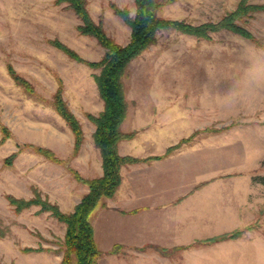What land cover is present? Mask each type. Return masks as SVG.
Returning a JSON list of instances; mask_svg holds the SVG:
<instances>
[{
	"label": "rangeland",
	"instance_id": "obj_1",
	"mask_svg": "<svg viewBox=\"0 0 264 264\" xmlns=\"http://www.w3.org/2000/svg\"><path fill=\"white\" fill-rule=\"evenodd\" d=\"M240 1L161 0L158 14L192 25L217 24ZM115 6L136 10L135 0H88L93 20L116 42L127 44L131 27ZM237 22L253 38L225 28L210 30V38L163 29L156 42L129 63L123 75L128 112L121 129L131 137L121 140L119 151L145 158L173 147L161 159L125 165L129 178L139 177L142 184L146 179L157 194L172 199L160 213L177 243L154 245L171 248L254 227L237 239L168 255L149 244L122 245L112 254L103 250L122 236L130 235L133 241L141 236L125 233L137 225V215L122 212V205L108 200L104 211L118 216L98 219L101 264L111 256L138 261L132 264H264V185L253 180L264 173V10ZM80 24L65 2L0 0V264H62L66 223L41 202L19 209L11 197L40 198L72 212L76 206L71 211L62 206L78 187L88 186L73 170L92 178L101 160L103 167L93 136L96 126L89 117L104 109L95 78L101 69L88 62L101 60L106 48L82 33ZM235 37L242 39L237 42ZM9 66L23 81L14 78ZM60 88L84 132L77 152L75 135L55 106ZM165 158L167 162H153ZM103 230L105 237L100 236Z\"/></svg>",
	"mask_w": 264,
	"mask_h": 264
},
{
	"label": "trees",
	"instance_id": "obj_2",
	"mask_svg": "<svg viewBox=\"0 0 264 264\" xmlns=\"http://www.w3.org/2000/svg\"><path fill=\"white\" fill-rule=\"evenodd\" d=\"M57 2L68 3V6L75 11L82 21V24L79 25L80 31L96 37L100 44L106 48L101 60L88 62L92 67L101 69L95 78L100 95L104 100V109L99 115L89 114V117L96 126L93 136L103 158V174L99 177L84 178L79 172L73 170L75 177L89 186V191L72 212H63L58 205L51 204L48 201L43 202L40 198L35 200H17L11 197V202L17 203L19 209L32 203L41 202L43 209L51 210L60 221L66 223L62 264H98L103 251L99 248L96 241L93 216L101 207L106 206V199L112 198L120 188L123 180L122 167L130 163L161 159L173 150V147H170L162 155H151L145 158L122 155L120 153L119 143L121 140L131 137V134L124 133L121 129L128 112V102L123 83V75L127 66L133 59L137 58L144 50L156 42L157 33L163 29H176L196 37L210 38V30L225 28L242 36L253 38L252 33L237 21L245 17H252L256 11L264 10V4H251L249 0H241L238 7L224 16L219 23L192 25L184 20L161 17L158 14V9L162 3L161 0H135L136 10L139 13L136 15L135 20L129 18L126 9L115 6L117 14L131 27L129 42L120 44L106 33L101 22L97 23L93 20L88 10V0H57ZM56 44L71 57L82 60L75 51L64 44L59 42H56ZM9 70L17 81H23L12 66H9ZM55 106L75 135V152H77L83 143L84 132L80 121L63 99L61 88L55 96ZM40 151L44 152V149L41 148ZM262 166H264V160ZM253 180L264 185V173L255 174ZM138 211L139 209L132 210V212ZM253 227L254 225H249L246 228H236L211 238L195 239L189 244L171 248L152 246L162 254L168 255L179 249L237 239L247 229ZM121 247L122 245L116 244L109 252L116 254L120 252Z\"/></svg>",
	"mask_w": 264,
	"mask_h": 264
},
{
	"label": "crops",
	"instance_id": "obj_3",
	"mask_svg": "<svg viewBox=\"0 0 264 264\" xmlns=\"http://www.w3.org/2000/svg\"><path fill=\"white\" fill-rule=\"evenodd\" d=\"M102 158V157H101ZM167 158L163 159L162 161H153L157 163L160 162H167ZM127 171L126 166L122 167V175H123V180L120 188L117 190L116 194L112 198L106 199V206L108 200H112L115 203H119L122 206L121 207L122 212H129L128 214H135L137 215V225L136 226H130V228H125L128 231H125L127 233L126 235L132 234V233H138L141 238H139L138 241H133L130 240L132 236H125L120 240H116L114 242V245L106 250L103 251H110L116 244H120L123 246H128V245H154V244H163L165 245H174L176 244V238L175 236L170 234V229H169V222L167 220L163 222L162 219V213H160V209L162 205H165L172 200L171 198H164L160 194H157L156 190L154 188L155 185L151 183V185H148L146 179L144 183H141V179L137 177V179L134 177L129 178L127 174L125 175V172ZM103 174V167H102V160L101 163H98L97 165V170L96 174L91 175L92 178L94 177H99ZM130 179V180H128ZM127 180H128V185H127ZM78 193H75L72 195V199L66 203L64 206H62L63 209L66 211H71L74 209V207L81 201L83 196L89 191V187H78ZM77 191V190H76ZM122 202V204H121ZM132 203H139L137 206L129 207L127 205H131ZM117 205V204H114ZM106 206L101 207L95 214H98L97 220H94L93 218V224L95 227V236H96V241H97V222L98 219L103 218V219H113L117 215L114 216H109L104 210L107 208ZM134 209H139L138 212H132ZM154 213L156 215H154ZM121 216H126V214L120 213ZM129 222H133L131 218ZM127 223V221H125ZM124 225V224H123ZM104 231V232H103ZM100 234L101 237L106 236V230H103ZM223 233V232H221ZM218 234V233H217ZM99 246V245H98ZM114 257V256H111ZM107 258L104 261V264H132L133 262H138V261H126V260H118V259H113V258ZM144 264H178L177 261L175 260H160V261H154V260H149V262H146L144 260ZM130 262V263H129ZM141 262V261H140ZM204 262V261H203ZM205 263V262H204ZM98 264L100 263V260L98 261ZM181 264V263H179ZM183 264H191V263H183Z\"/></svg>",
	"mask_w": 264,
	"mask_h": 264
},
{
	"label": "clouds",
	"instance_id": "obj_4",
	"mask_svg": "<svg viewBox=\"0 0 264 264\" xmlns=\"http://www.w3.org/2000/svg\"><path fill=\"white\" fill-rule=\"evenodd\" d=\"M139 13H138V11L137 10H135V11H132V10H129L128 11V16H129V18L130 19H132V20H135V18H136V15H138ZM242 39V37H235L234 38V41H239V40H241ZM261 79H264V73H262L261 74V77H260Z\"/></svg>",
	"mask_w": 264,
	"mask_h": 264
}]
</instances>
